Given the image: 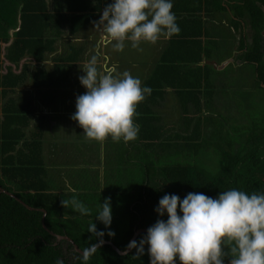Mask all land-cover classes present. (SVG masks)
<instances>
[{
	"label": "trees",
	"instance_id": "1",
	"mask_svg": "<svg viewBox=\"0 0 264 264\" xmlns=\"http://www.w3.org/2000/svg\"><path fill=\"white\" fill-rule=\"evenodd\" d=\"M199 1L203 3L204 0ZM206 1L215 5L212 7L215 17L228 21L236 31L245 23L253 33V44L240 55L243 65L237 69L234 64L223 71L206 65L205 73L202 67H192L189 79L184 74L181 80H185H179L184 86L178 90L185 101L184 116L179 121L174 120V124L163 122L156 114L151 119L147 116L152 110L147 108L146 101H154V94L162 95V91H155L162 89V78L169 82L172 76L181 77L182 74L181 66L165 57L159 67L162 72L157 84L146 85L153 89L151 96L137 107L138 140L129 142L131 146L121 142V148L116 144L117 149L113 150L117 153L123 150V161L130 166L114 167V174L119 175L117 185L105 184V193L111 198L113 220L110 228L95 219L100 203L94 205L95 209L90 208L97 198L103 199L100 184L85 187V192L81 190V196H86L80 199L92 210V215L81 216L71 207H63L62 200L70 199L72 193H61L58 182L50 181L42 136L34 133L29 140L24 131L28 123L25 108L14 100L5 105L4 120L0 118V264H56L58 258L64 264H83L74 243L60 240L59 235L70 237L82 250L90 244L111 241L126 251L138 230L148 229L160 218L154 209L165 194H177L183 199L189 192L216 198L221 191L231 188L248 193L264 191V0ZM225 4H229L230 9ZM103 6L54 4V11H51L47 0H0V29L18 27L21 11V29L16 32V40L8 48L7 57L18 65L23 55L31 51L41 60L43 49L54 42L48 40L50 45L47 46L44 35L59 36L67 22H71L72 31L84 27L100 16ZM66 11L73 14H65ZM0 36L4 37L1 33ZM4 38L7 40L9 34ZM75 48L71 45L72 51L59 58L68 68L79 60ZM219 74H227V79L221 80V89L213 81L215 76L220 81ZM22 77L13 74L8 67V73L0 75L3 93L18 86ZM217 95L229 99V108L221 110L216 106ZM191 104L197 111L195 116L190 115ZM203 111L207 114L200 115ZM140 142L144 145L138 144ZM137 148L147 156L144 166H133L143 165L134 154ZM151 166L156 169L152 174ZM145 171L147 175L142 177ZM91 189L93 191L88 192ZM128 189L133 192L127 193ZM92 221L98 231L104 232L103 237H94L88 232ZM109 232L115 235L110 236ZM146 233L142 232L136 241ZM63 242L68 243L72 256L65 253ZM147 247L138 257L135 249L121 254L112 244H105L91 256L88 264H150ZM224 259L225 264L230 263V257Z\"/></svg>",
	"mask_w": 264,
	"mask_h": 264
},
{
	"label": "clouds",
	"instance_id": "2",
	"mask_svg": "<svg viewBox=\"0 0 264 264\" xmlns=\"http://www.w3.org/2000/svg\"><path fill=\"white\" fill-rule=\"evenodd\" d=\"M173 8L174 0H112L96 23L102 33L101 44L123 52L129 45L142 50V43L170 39L180 32ZM80 69L84 75L79 80L86 91L76 97L71 119L83 128L85 139L101 144L109 138L124 143L136 140L140 131L135 123L137 107L153 89L131 72H120L117 64L101 65L98 55L91 56ZM65 183L72 196L62 200L63 207H71L81 216L92 215L78 198L77 189ZM154 211L160 218L139 241L127 246L140 257L147 245L150 264H176L177 260L181 264H225L226 256L231 258L230 264H264V191L248 193L231 188L216 198L199 192H189L183 199L165 194ZM95 219L110 228V197L99 204ZM88 232L104 236L94 221ZM98 248V244H90L82 250L83 264H88ZM56 264L64 261L58 258Z\"/></svg>",
	"mask_w": 264,
	"mask_h": 264
},
{
	"label": "crops",
	"instance_id": "3",
	"mask_svg": "<svg viewBox=\"0 0 264 264\" xmlns=\"http://www.w3.org/2000/svg\"><path fill=\"white\" fill-rule=\"evenodd\" d=\"M48 4H50V10L54 11V4H104V8L106 7L105 4H110L112 0H47ZM212 7H215L213 4H208L206 0L201 3L199 0H174V8L173 11L176 14L177 17V24L180 27V32L177 35H174L170 39L161 38L156 44H150V43H142L140 48L142 50L133 49L131 46H127L123 52H115L112 50L111 46L109 49L105 50L103 45V52L100 53L98 50L96 51L98 55H102L103 57V65L107 64V53L110 51L111 57L109 56V59L111 61V64H117L119 66V71H129L133 76L139 77L143 85H149L152 83L157 84V81H159L157 78L158 75H161L162 70L159 69V67L164 62L165 57H169L172 59V61L177 62L181 68H182V74L180 73L181 77H174L167 82L162 78L160 81L163 84V87L161 90L155 89V91H162V95L154 94L155 99L154 101H146L147 108H151V113H148V117L151 119L153 115L156 114L163 119V122L168 123V118L172 116L173 112L170 111V108L173 107H182L184 101V97H182L178 90L180 87L184 86L183 83H181L179 80L184 78V74H186L187 79H189V75L192 76V73L190 72V68H197L202 67L205 73V67L206 65L213 66L216 70L222 71L224 67H226V63H224V54L221 48H219L223 44V49L227 46V43H229V35L230 31L232 32V26L229 24L228 21L223 20L219 17H215V14L212 11ZM101 9V13L99 18H97L95 21L88 23L87 29L83 32H81L80 36H84L85 39H82L87 44L82 46L83 51L81 53V50L78 48H75L78 50L76 51L77 55L80 56L83 55L81 60H88L90 59L87 54L85 55V52L88 53L90 50V42L93 43H100L102 40V33L96 28V23L99 22L100 17L103 13V9ZM211 10V11H210ZM22 23V22H21ZM92 29V30H91ZM1 30V35L3 34V28ZM95 35L97 38H94ZM235 36V35H234ZM75 41V40H74ZM73 43V39H72ZM237 44H235L236 46ZM234 46V47H235ZM60 51V53H59ZM59 51L57 54L65 55L67 51L65 49H62L59 47ZM96 52H94V55H96ZM230 48L228 50L227 55H230ZM115 54V55H114ZM57 55V56H59ZM118 56L116 59H114V63L112 59V56ZM58 58L54 61L53 56H46L50 61H52L53 69L59 70V67L66 68V74L67 77L63 76L64 81H67V78H73L75 76L76 81H80V63L77 65L71 66L68 68L66 64H60V61ZM193 59H197L195 62ZM193 60V61H192ZM230 59L225 60L227 62ZM10 63V62H9ZM4 66H9L7 64V61L3 63ZM168 66H170L168 64ZM234 67L237 69L239 66ZM51 68V67H50ZM75 68V69H74ZM52 69V68H51ZM52 69V70H53ZM170 69H172L170 67ZM51 70V71H52ZM1 75V73H0ZM215 75V74H214ZM162 77V76H161ZM227 79V75L223 76V74H219L220 81H218V78L216 76L213 78V81L217 83V85L220 87L221 80ZM185 79L181 80L184 81ZM63 81V83H64ZM189 81V80H188ZM176 83L178 85H176ZM205 83V80H204ZM158 88V86L156 85ZM22 86L20 85L19 90H21ZM17 89V88H16ZM2 89L0 88V91ZM9 90H12V93H15V88L11 87ZM220 96V95H219ZM205 102V100H204ZM205 104V103H204ZM192 105V104H191ZM190 105V106H191ZM148 112V109H146ZM207 114L206 111H203L200 115ZM191 116L197 115V111H195L194 106H191ZM65 125V124H64ZM75 128V127H72ZM82 133V132H81ZM80 133L77 134V136ZM83 136V134H82ZM71 136L66 134H61L58 136L57 134L52 138V141H50L49 146L43 150L44 153V159L46 162V166L50 170V174L52 177L57 178L58 186H60V190L66 189L64 187V183L66 181L61 182L64 175H70V171L72 166H86L88 163V151H85V154H82L80 151L75 150L74 147L71 148L70 158L65 161H55V155L56 152L53 151V146L56 145V143L60 140L62 143L71 141ZM79 137V136H78ZM77 138V137H76ZM74 137V139H76ZM52 142V143H51ZM96 142V141H95ZM123 142V141H121ZM121 142H113L111 138L106 140L103 144L96 142L97 146L103 147L104 151L103 156L107 159V150L114 148L115 145H109L110 143L121 145ZM124 143V142H123ZM127 145V143H125ZM131 146V143H129ZM129 146V147H130ZM121 148V146H120ZM67 149L70 150V148L67 146ZM86 150V149H85ZM55 152V153H54ZM63 152V151H62ZM64 152H67L64 150ZM93 153V152H92ZM57 156V155H56ZM78 156V157H77ZM110 160V158H109ZM62 163V164H61ZM67 163V164H63ZM111 165L112 161L109 162ZM62 166H69V167H62ZM107 167V166H106ZM111 167V166H109ZM69 169V170H67ZM94 169V168H93ZM103 170V169H102ZM100 176V175H99ZM105 173L102 172L100 176V186L104 189H102V192L105 190V184L107 182L105 181ZM69 182V180H68Z\"/></svg>",
	"mask_w": 264,
	"mask_h": 264
},
{
	"label": "flooded vegetation",
	"instance_id": "4",
	"mask_svg": "<svg viewBox=\"0 0 264 264\" xmlns=\"http://www.w3.org/2000/svg\"><path fill=\"white\" fill-rule=\"evenodd\" d=\"M225 6L228 9H230L229 4H225ZM19 14L20 15H19L18 27L10 26L9 28L6 29L4 28L2 31L3 33L2 35L6 37L7 34H9V38L5 40L4 37L0 36V44L2 46V53L0 57L3 63L7 61V64L9 65V66H4L3 64V69L0 70V73L1 75L8 73V67H11L13 74L17 75L18 77L23 76L20 84L14 87L15 88L14 92H18L19 87L21 85L23 87L21 88L23 89L22 90L23 92L20 93L21 95H19L18 97H13L10 95L13 94L11 92L12 90L8 89L7 94H4L2 90L0 91V100L6 99V101H4V104H2V107H0V118L4 120V115L2 113L3 108L11 100H14L18 105H22L23 109L25 108V112H26L25 114L28 115V123L26 126H24V131L27 134L29 140L32 139L34 133H39V135L42 136V139L44 141L43 144V150H44L56 134L58 136H60L61 134H66L71 137H74L77 136L79 132H83V128L79 126L77 121L72 120L71 117L76 111V97L80 94L85 93L86 89L81 85L80 81L74 80L76 79L75 76H73L74 79L72 84H70L71 83L70 80L72 78L70 79L67 78L68 80L64 81L63 76L67 77L66 68L60 66L59 70H56L53 69V66H50L53 69L52 70L50 67L46 66V64L50 61L48 57L46 60V56H51V57L53 56L54 61L56 59L58 61L57 57L60 56L59 54H57L59 51L58 45L63 42V39L67 40V42L64 43L65 51L68 52L71 48V45H74L76 48L80 49L82 53L83 51L82 46L86 45L85 44L86 42L82 40L85 39V37L80 36V34L81 32L87 30L88 24L84 27H80L75 31H72L71 22L65 23L64 28L62 29V33L59 36L56 34L43 36L44 42L46 43L47 46L50 45V44L48 45V43H50L48 40H54V42L51 44L49 48L43 49L44 52L42 53L43 56L41 60H37L34 54L31 53V51H27V53H25L21 58V60L19 61V64L16 65V63H14L12 60H10L7 57V54L9 52L8 48L11 47L16 40V32H18L21 29V25H22L21 11L19 12ZM65 14L71 16L73 13L70 11H66ZM2 23L3 25H6L4 22ZM242 24L243 25L242 27L239 28V31H236V29L232 27V32H231L232 34L228 38L229 43H227V46L224 49H223V44L219 47L223 51L224 63H226V67H224L222 71L226 70L231 64H234L235 66H242L243 62L239 59L240 55L246 52L249 46L253 44V38H252L253 33L251 32V29L248 26H246L245 23ZM262 36H263L262 45L264 50V32ZM72 39H73V43H72ZM235 44L237 45L235 46ZM109 47L110 46L104 45L105 50L106 49L108 50ZM229 48L231 53H229L230 55H227ZM80 54L78 56L79 60H77L76 63H72V65L73 64L77 65L79 62L83 61L80 63V66L81 67L83 66L85 60H81L83 55L80 56ZM86 54L87 52H85V55ZM96 55H98L97 52ZM108 55L111 57L110 51H108L107 53V65H111V61ZM114 55L112 56L111 59L113 60V63L115 61L114 59L118 57ZM62 56L63 55H61V57ZM98 56H99L100 64L103 65L102 55H98ZM226 58L230 60L225 62ZM60 64H63L62 61L60 62ZM66 66L68 65L66 64ZM80 71H81L80 76L84 75L83 71L82 70ZM226 75L227 74H223V76ZM230 75L234 76L233 73L232 74L230 73ZM220 85L222 84L220 83ZM25 87L26 89L24 90ZM219 88L221 89V86ZM37 91L39 92V94L36 96L34 92ZM215 97L217 100V98H219L220 96L217 95ZM39 110H42V113L36 114L37 112H39ZM169 110L172 111L173 114L168 118V123L172 122L174 124L173 122L174 120L179 121L183 119L184 111L182 107L175 106L173 108H170ZM50 133H53L55 135H51ZM70 133L73 134L74 136L70 135ZM59 141L56 143V146H58V148L61 147L59 143H62L61 141L60 142ZM62 145H64V143H62ZM94 147H95L94 148L95 151L93 152V154L92 152L88 151L89 155L87 157L88 158L87 165L91 167L103 166L102 168H104V166H113L109 163L110 160L108 161L106 158H104L102 154L104 151L103 147L97 145ZM64 150L71 152V149L68 150L67 146L60 148L61 152L62 151L64 152ZM53 151L56 152V149Z\"/></svg>",
	"mask_w": 264,
	"mask_h": 264
},
{
	"label": "rangeland",
	"instance_id": "5",
	"mask_svg": "<svg viewBox=\"0 0 264 264\" xmlns=\"http://www.w3.org/2000/svg\"><path fill=\"white\" fill-rule=\"evenodd\" d=\"M88 30V29H87ZM92 30V29H91ZM94 38H97V36L95 35V37ZM70 41V40H69ZM65 42H67V40H65V39H63V42L62 43H60L59 45H58V47H60V48H62V49H64V43ZM85 44H87V43H85ZM90 50L91 51H88V53H87V56L89 57V58H91V56H93L94 55V52H96L97 50L100 52V53H102L103 52V50H102V48H103V45L101 44V42L100 43H93V42H90ZM46 66H48V67H50V66H53L52 65V61H49L47 64H46ZM73 79L74 78H72L70 81H71V83L70 84H72L73 83ZM224 79H225V77H224ZM75 80V79H74ZM68 83V84H69ZM66 86V85H65ZM23 88V87H22ZM26 89V87L24 88V90ZM23 89H21V90H19L18 92H15V94L13 93V94H10L11 96H13V97H18L19 95H21L20 93H22L23 91H22ZM253 91V90H252ZM34 94H36V96L39 94V92L37 91V92H34ZM218 100V101H217ZM217 103H216V106L217 107H219L221 110H226V108L228 107V106H230L229 104V99H225V97L223 96V95H221L219 98H217ZM228 100V101H227ZM3 101V102H2ZM4 101H6V99H2V100H0V102H1V105H0V107H2V104H4ZM229 108V107H228ZM234 108V107H233ZM42 113V110H39V112H37L36 114H41ZM80 134L78 135V136H74L73 134H71L70 133V135H72V136H74L76 139H74V137H70L72 140L71 141H68V142H65L64 143V145H62V143H59V145L61 146V147H65V146H68L70 149L72 148V147H74L75 148V150H77V151H80L82 154H85L86 152L85 151H88V150H90L91 152H94L95 150H94V146H96V142L95 141H88L87 139H85V137H84V132H79ZM51 135H55V134H53V133H50ZM82 134H83V136H82ZM139 136V135H138ZM141 136V135H140ZM144 135L142 134V137H143ZM141 139V138H140ZM51 140V139H50ZM138 140V139H137ZM143 140V139H142ZM52 141V140H51ZM60 142V141H59ZM144 142H145V140H144ZM144 142H140V143H138V144H141V145H144ZM52 143V142H51ZM146 143V142H145ZM49 144H50V142H49ZM49 144L47 145V147L49 146ZM109 145H116V144H114V143H110ZM147 143H146V147H147ZM60 147V148H61ZM113 147V146H112ZM53 148H54V150L56 149V155H55V161L56 160H58V161H65V160H67V159H69L70 158V153L67 151V152H61L60 151V148H58V146H56V145H54L53 146ZM119 148V147H118ZM86 149V150H85ZM114 149H117V147L116 146H114V148L113 149H108L107 150V160L109 161V158H110V162L112 161V164H113V166H111V167H109V166H104V168H102L103 166H94V167H91V166H89V165H86V166H84V165H82V166H72V168H71V171H70V175L68 176H66V175H64L63 176V178H62V181L61 182H63L64 183V181H67L68 182V180H69V183L71 184V186L73 187V188H75V189H77V193L79 194L78 195V198L80 199H82L84 196H86L85 194H83V196H81L82 194L81 193H83V192H85L83 189L85 188V187H87V186H94L95 184H97V185H99L100 183H99V181H100V176H101V173L102 172H104L105 173V177H106V182L107 183H110V184H114L115 186L117 185L116 183H117V181H118V174H114L115 173V170L116 169H114V167L115 168H117V167H120V166H130L129 164H128V162H126V161H123V150H119L120 152L119 153H117L118 151H116V152H113V150ZM87 153H89V152H87ZM142 153V154H141ZM93 154V153H92ZM134 154L136 155V156H139V159H138V161L139 162H142L143 163V165L141 164V163H136V165L134 164L133 166H144V164L147 162V160H146V158H147V156H146V154L144 153V151H142L140 148H137L136 149V151L134 152ZM122 155V156H121ZM78 157V156H77ZM88 159V158H87ZM62 164V163H61ZM63 164H67V163H63ZM146 165V164H145ZM47 167H50V166H47ZM62 167H69V166H62ZM95 170H94V169ZM103 169V170H102ZM67 170H69V169H67ZM153 171H156V169H155V167L154 166H151V174L153 173ZM144 175L142 176V177H145V175H147V172L145 171L144 173H143ZM100 175V176H99ZM50 179H52V180H50V181H52V183H56L57 182V178L56 177H52V176H50L49 177ZM99 178V179H98ZM123 178H125V180H127V178H128V176H125V177H123ZM99 180V181H98ZM138 180H140V179H138ZM120 181V180H119ZM127 182H128V180H127ZM119 185H121V184H119ZM64 187H66V183H64V185H63ZM100 186V185H99ZM93 189V188H92ZM88 190V192H92L93 190ZM122 189V188H121ZM81 190H83V192L81 191ZM59 191H61V190H59ZM128 192L127 193H132L133 191H131V189L129 190H127ZM105 192H107V190H104L103 191V199H100V200H98V198H97V201H95L94 203H93V205H92V207H90L91 209H95L96 208V206H94L95 204H98V202L99 203H104V201H105V199L107 198V197H109L108 196V194H106ZM115 192V191H114ZM61 193H65L66 195H67V193H69V192H67V188L66 189H62V191H61ZM135 193V192H134ZM71 194V193H70ZM89 196V195H88ZM80 199V200H81ZM84 200H86L85 198H84ZM90 200V199H89ZM93 200H94V197H93ZM95 212V211H94ZM59 236H61V235H59ZM63 248H64V251H65V253L69 256H72L73 254H72V252H71V250L69 249V245H68V243H66V242H63ZM69 256V257H70ZM71 258H73V257H71Z\"/></svg>",
	"mask_w": 264,
	"mask_h": 264
},
{
	"label": "water",
	"instance_id": "6",
	"mask_svg": "<svg viewBox=\"0 0 264 264\" xmlns=\"http://www.w3.org/2000/svg\"><path fill=\"white\" fill-rule=\"evenodd\" d=\"M46 216V215H45ZM44 222H45V218H44ZM142 232H147V229H140V230H138L136 233H135V235H134V237H133V239L131 240V241H133V240H137L138 239V237H139V235L142 233ZM58 238L60 239V240H62V239H67V240H69V241H71L72 243H74V245H75V248H76V250L77 251H79L80 253L82 252V249L75 243V241L73 240V239H71L70 237H68V236H58ZM105 244H112L113 246H114V248L116 249V250H118L121 254H128L132 249H127L126 251H122V250H120L113 242H111V241H102V242H100V243H98V245H99V247L100 246H102V245H105ZM176 264H179L178 262H176ZM230 264V263H229Z\"/></svg>",
	"mask_w": 264,
	"mask_h": 264
}]
</instances>
